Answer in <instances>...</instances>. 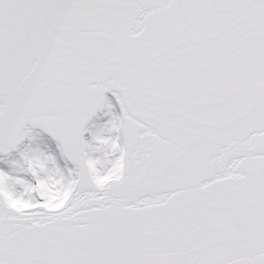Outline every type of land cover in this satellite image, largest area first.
Here are the masks:
<instances>
[{"label":"snow or ice","instance_id":"snow-or-ice-1","mask_svg":"<svg viewBox=\"0 0 264 264\" xmlns=\"http://www.w3.org/2000/svg\"><path fill=\"white\" fill-rule=\"evenodd\" d=\"M0 264H264V0H0Z\"/></svg>","mask_w":264,"mask_h":264}]
</instances>
